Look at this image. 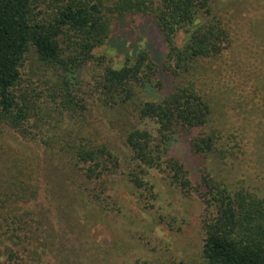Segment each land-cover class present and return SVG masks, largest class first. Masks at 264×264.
<instances>
[{
	"label": "trees",
	"instance_id": "1",
	"mask_svg": "<svg viewBox=\"0 0 264 264\" xmlns=\"http://www.w3.org/2000/svg\"><path fill=\"white\" fill-rule=\"evenodd\" d=\"M135 16L162 33L171 87L148 52L119 68L97 52ZM246 24L258 64L239 68L227 91L209 65L233 49ZM230 99L242 113L264 108V0H0V264H176L157 245L149 259L131 262L153 232L128 197L154 208L156 173L204 206L198 252L179 264H264V196L210 174L195 184L172 154L178 138L201 129L191 142L196 155L238 158L244 130L224 110ZM8 136L43 154L48 178L35 181L37 171ZM59 200L73 214L72 247L58 241L51 222ZM97 221L114 237L108 250L91 241Z\"/></svg>",
	"mask_w": 264,
	"mask_h": 264
},
{
	"label": "rangeland",
	"instance_id": "2",
	"mask_svg": "<svg viewBox=\"0 0 264 264\" xmlns=\"http://www.w3.org/2000/svg\"><path fill=\"white\" fill-rule=\"evenodd\" d=\"M223 1L233 2L234 0ZM247 31L249 32L247 24L246 26L242 25L239 34L234 37L233 49H230L221 59L213 61L209 65L216 76L217 83L222 88L226 86L227 91L234 88L233 81L237 80L239 68L240 71H243L247 64H258L255 58V39L251 40ZM184 38L185 35L182 34L179 38V45L182 44ZM143 51L148 52L158 65L159 76L163 79L165 86L171 87L170 85L174 79H171L170 71H166L169 62V48L162 33L149 18L142 16L129 17L124 24L115 26L107 45L97 52L109 61L111 60L114 67L119 68L127 61L135 60L138 54ZM257 69L254 68V70ZM87 71L88 74H91V70L87 67L83 74L85 79L88 78ZM251 84L252 81L248 85ZM217 87L215 88L217 89ZM229 101L230 103L226 107L224 106V110L228 112L227 114L236 128L244 130L242 138L244 139L243 146L245 150L238 154V158L229 159L227 163H222L216 158L196 155L192 150L191 142L201 132V129L196 130L190 137L178 138L173 143L172 154L185 165L195 184L201 181L204 175L210 174L232 184L233 188L245 187L264 196V141L262 140L264 139V108L262 102L258 105H250L248 113L245 111L242 113V110L237 107L235 99ZM4 140L7 145L13 147V150L22 153L23 158H26L28 162V166L30 165L31 169L37 171L39 179L35 181H41L40 177L42 175L48 178L46 172L49 174L48 166H50V163L42 156L41 152L33 146L23 148L12 136L4 137ZM153 179L156 184L155 192L159 194V200L155 202L154 208L150 211L143 210L139 206L137 195L134 196L130 192L131 195L128 197V205L132 210V214L139 216L146 226H150L153 232V238L144 237L147 239L146 242L151 241L152 244L145 247V250L139 249L133 252L131 262L134 263L137 258L149 259L152 256L150 251L156 245L162 251V257L165 260L170 259L175 261L176 264H179L181 260L189 261L198 252L199 243L202 240L200 224L204 206L196 196L193 200H190L191 202L184 200L180 193L169 189L165 185L160 174H154ZM40 186L43 191L42 182ZM49 188L50 180L49 182L46 181L43 198L46 197L45 193H48ZM41 200L42 194L38 201L39 204H41ZM38 203H35L34 206ZM76 206L78 207V205ZM68 208L66 207V201L59 200L56 204L53 202L51 210L55 213V217H52L51 222L58 241L62 240L67 243L68 247H72L73 242H75L73 240L76 238V230L71 224L73 214L69 212ZM81 214H86L85 209L81 211ZM120 227L115 226V228ZM91 238L92 240L89 239L103 250H108L115 241L108 224L105 222L99 223V221L92 229ZM49 261L50 264H60V261L55 262L53 259Z\"/></svg>",
	"mask_w": 264,
	"mask_h": 264
}]
</instances>
